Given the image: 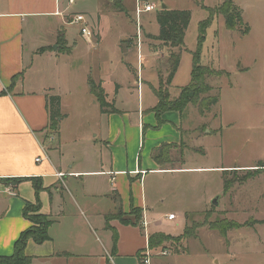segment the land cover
<instances>
[{
    "label": "crops",
    "instance_id": "obj_1",
    "mask_svg": "<svg viewBox=\"0 0 264 264\" xmlns=\"http://www.w3.org/2000/svg\"><path fill=\"white\" fill-rule=\"evenodd\" d=\"M67 2L0 0V256L15 253L17 240L32 227L25 209L39 204L40 214L52 224L47 241L28 242L25 252L32 264H142L139 256L150 250V237L168 235L164 229L168 222L187 217V207L163 209L174 195L172 181L203 173L220 175L226 219L243 224L245 219L236 218L239 213L230 212L241 202L242 187H228L226 177L229 172L254 171V165H190L193 147L186 136L193 138L198 131L188 129L194 127L196 108L168 110L160 116L155 110L159 103L155 90L162 77L167 78L175 50L153 44L159 28L152 33L141 27L131 42L120 40L116 50L129 73V81L123 82L109 65L115 62L99 56L103 42L99 28L106 23L104 17L116 15L106 14L102 7L94 14L76 11ZM71 12L86 17L95 36L92 41H86L80 29L71 31L75 24L65 21ZM134 48L138 69L123 58ZM90 56L96 58L86 64ZM145 59L149 65H143L142 72L149 69L153 80L136 78ZM180 67L181 62L169 94ZM89 80L101 85L117 112L102 113ZM46 95L61 97L63 118L57 132L50 131ZM179 96L170 94L172 100ZM133 100L134 109H122ZM219 128L212 141L221 137ZM193 140L207 157L206 145L211 143L198 136ZM165 144L173 147L157 158ZM16 179L25 181L16 185L5 181ZM215 198L209 195L205 205H212ZM133 210H139V222ZM118 214L130 223L121 222ZM170 214L176 219L170 220ZM239 230L243 228L229 230L224 237L228 254L233 237L239 236L234 231Z\"/></svg>",
    "mask_w": 264,
    "mask_h": 264
},
{
    "label": "rangeland",
    "instance_id": "obj_2",
    "mask_svg": "<svg viewBox=\"0 0 264 264\" xmlns=\"http://www.w3.org/2000/svg\"><path fill=\"white\" fill-rule=\"evenodd\" d=\"M225 1L84 0L77 1L72 6L76 11H89L92 14L99 12L102 7L106 14L116 15L114 18L104 17L106 23L102 29L99 28L98 33L103 39L99 56L101 55L102 61L109 59V62H115L109 65L114 67L117 78L123 82L129 81V73L120 64L116 50L120 40L125 38L123 43L131 42V35L135 34L136 30L140 31L141 27L152 33L158 31L156 17L162 11L163 4L170 10L190 11L192 20L186 31V49L183 52L175 49L173 52H180L181 67L170 88L172 97L179 96L180 88L191 82L193 55L198 51L199 40L203 35L200 25H207L209 20L212 21L199 47L202 50L200 63L222 74L207 79V83L213 87L209 95H219L220 102L203 117L195 107L197 110L195 109L192 121L194 127L188 129H197L193 138L198 136L211 144L206 145L209 154L205 157L202 154L204 150L197 146V141L191 136H186L188 143L193 147L190 165H254V171L229 172L226 177L229 187H236L237 184L242 187L239 192V196L242 195L241 202L232 205L230 212L239 213V216H236L238 221L245 219L244 223L248 225L244 226L243 230L234 231L239 236L233 237L235 244H232V251L228 254L220 228L222 223L228 221L222 207L220 175L212 172L179 177L172 181L174 195L170 197L171 200L168 198L163 209L167 211L179 206L187 207V217L168 222L164 226L168 235L156 238L154 248L150 247L151 264H264V223H254L255 219L264 220V0H231L242 10L243 16L242 24L234 30L227 29L225 25ZM146 2L153 4L156 10L138 16V7L142 8ZM73 15V12L66 15L65 21L72 19ZM70 27L71 31L80 29L77 25ZM247 29L250 31L248 35L245 31ZM155 41H152L153 44L165 45ZM95 58L90 56L86 64L88 60L93 61ZM123 58L138 69L136 48L132 53L126 50ZM148 62L149 59H145L139 63L136 78L139 77L141 81L143 77L145 80L154 78L149 69L142 72L143 65L147 68ZM159 62L160 71H165L164 60ZM113 76L114 74H111L109 78ZM162 79L164 86L166 79ZM136 102L133 100L128 105L122 104L121 107L134 109ZM219 126L223 128V133L219 139L212 141V136L216 137L219 132ZM212 194L219 198L218 205H205L208 196ZM246 213L249 216H246ZM118 218L123 219V216L118 214ZM145 255L144 252L139 256L142 264Z\"/></svg>",
    "mask_w": 264,
    "mask_h": 264
},
{
    "label": "trees",
    "instance_id": "obj_3",
    "mask_svg": "<svg viewBox=\"0 0 264 264\" xmlns=\"http://www.w3.org/2000/svg\"><path fill=\"white\" fill-rule=\"evenodd\" d=\"M225 10L223 11V17L225 18V25L227 29L234 30L238 27L239 24L243 22L242 10L234 5L233 1H225ZM208 10V9H207ZM209 11V10H208ZM159 25V35L154 37L155 40L164 43L166 46H169L173 49H179L180 52L185 51V37L186 31L191 23V12L188 10H170L168 8L163 9L156 17ZM212 24V21H208L207 25H200V32L203 34L201 40H199L198 51L193 55V71H192V82L189 86L184 87L181 90V94L178 99L172 100L168 92V86L173 82V77L175 76L178 68L180 66V52L172 53L170 57L171 68L169 70L168 76L166 78L164 86L161 84V87L155 90V94L159 99L158 105L155 107V110L160 116L162 113L168 110L183 111L188 106H193L198 108L201 116H204L207 113H210L213 106L217 105L220 102V96L214 95L210 96L209 93L213 90V87L207 83V79L211 77H219L222 74L219 71L211 67H204L200 63L201 58V48L200 45L205 39V31L208 26ZM246 35L249 34V30H245ZM60 41H63V38H60ZM90 81V86L95 95L98 98L100 104V110L102 113L117 112L113 104L107 101V96L105 91L102 89L101 85H97L94 81ZM166 86V88H165ZM165 88V89H163ZM209 95L207 97H202V95ZM47 97V110L49 112V127L51 132L58 131L59 120L63 118L62 112H60L61 107V97L57 95H46ZM173 145L165 144L157 155V158H160L164 155L167 149L172 148ZM7 184L16 185L24 179L16 180H5ZM229 187V185H228ZM37 190L39 191L40 186L36 185ZM133 214L140 220L139 210H133ZM24 217L27 218L31 223L32 227L24 232L21 237L17 240L15 244V253L12 256H0V264H32V258L26 255V246L29 241H35L36 243H43L49 239L47 230L52 224V221L48 216L40 214V205L31 204L27 205ZM123 223H130L120 219ZM259 223H264L263 221H258ZM255 221L254 223H258ZM248 223L238 224L233 221H227L221 225V234L223 237H226L229 230L232 229H242L244 226H247ZM188 230V229H187ZM164 238V234H153L150 237L149 245L151 248H154L156 238ZM117 235L114 237V247L116 244Z\"/></svg>",
    "mask_w": 264,
    "mask_h": 264
},
{
    "label": "built area",
    "instance_id": "obj_4",
    "mask_svg": "<svg viewBox=\"0 0 264 264\" xmlns=\"http://www.w3.org/2000/svg\"><path fill=\"white\" fill-rule=\"evenodd\" d=\"M77 1H83V0H68L67 5L71 6L73 4H75ZM156 7L153 4L150 3H143L142 8L139 6L137 9V14L138 16H140L143 13H147V12H152L155 11ZM71 24H75L80 26V34L81 36H83V38L87 41H92L94 39V34L93 31L91 30L88 21H86V17L82 14H74L72 16V19L70 20ZM38 162L41 161V159L37 160ZM62 175V174H61ZM59 175V176H61ZM168 218L170 220H175L176 219V215L175 214H170L168 216ZM143 226H147V221L144 220L143 221ZM146 255L143 258V262L144 264H151V258H150V251H148L147 253H145Z\"/></svg>",
    "mask_w": 264,
    "mask_h": 264
},
{
    "label": "water",
    "instance_id": "obj_5",
    "mask_svg": "<svg viewBox=\"0 0 264 264\" xmlns=\"http://www.w3.org/2000/svg\"><path fill=\"white\" fill-rule=\"evenodd\" d=\"M162 8H163V9H166V8H167V6H166L165 4H163ZM218 200H219V198H218V197H216V198L213 200V202H212V203H213V205H216V206H217V205H218Z\"/></svg>",
    "mask_w": 264,
    "mask_h": 264
}]
</instances>
